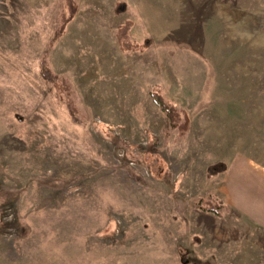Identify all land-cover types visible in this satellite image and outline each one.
<instances>
[{
	"label": "rangeland",
	"instance_id": "1",
	"mask_svg": "<svg viewBox=\"0 0 264 264\" xmlns=\"http://www.w3.org/2000/svg\"><path fill=\"white\" fill-rule=\"evenodd\" d=\"M72 1L0 0V264H264V0Z\"/></svg>",
	"mask_w": 264,
	"mask_h": 264
},
{
	"label": "trees",
	"instance_id": "2",
	"mask_svg": "<svg viewBox=\"0 0 264 264\" xmlns=\"http://www.w3.org/2000/svg\"><path fill=\"white\" fill-rule=\"evenodd\" d=\"M64 2H65L66 9L68 10V15L62 14L60 27L58 29L59 32H57V35L61 33L65 24L71 19L73 11L75 10V4L73 3L72 0H64ZM127 30H128L127 22H125L123 25H121L118 28L117 39H118V43L120 47L126 51L127 50H143L145 44L141 46H138V45L130 46V44H128L127 33H126ZM42 75L48 78L46 67L43 68ZM66 98H67L66 105L68 107L70 115L73 117L74 112H75L74 106L67 95H66ZM152 99L154 100L155 104H157L161 108V110L166 114L171 127L178 128L179 130H185L186 124H187L186 118H184L183 122H180L178 113L175 111V109L172 106L164 102V100L162 99V97L160 96L158 92H155V91L152 92ZM208 174H212V172H208ZM200 207L203 210L210 211L215 214H219L220 211L222 210V206L214 203L213 201L209 199H206L203 202H201Z\"/></svg>",
	"mask_w": 264,
	"mask_h": 264
},
{
	"label": "crops",
	"instance_id": "3",
	"mask_svg": "<svg viewBox=\"0 0 264 264\" xmlns=\"http://www.w3.org/2000/svg\"><path fill=\"white\" fill-rule=\"evenodd\" d=\"M237 167V166H235ZM252 169L248 166L245 167L244 170H240V171H235L233 170L228 176H227V183L224 186V189L226 191V193H228L229 195V201L233 204V206H235L236 209L238 210H242V206L239 203V199H236L238 196H242V194H238L237 193L242 189L243 191V187L245 184V180L243 181V178H247V176L251 175ZM241 172V173H239ZM258 173V172H257ZM257 173H256V177H257ZM262 178V177H260ZM259 177L256 179V187L258 185L259 182ZM264 179V178H262ZM229 181V183H228ZM243 181V182H242ZM262 182H264L263 180H261ZM230 185L232 187H230ZM261 187V189L259 188L257 192V195H255V193H251L253 192L254 188L252 185H250L249 187L246 186L245 188L249 191V193L253 196V197H257V202L254 205V208H251V214L256 216V218H258V220L261 222L264 221V183L263 184H259ZM262 185V186H261ZM255 187V188H256ZM234 194L235 197L232 195ZM250 196V197H252ZM252 197V198H253ZM238 200V201H237Z\"/></svg>",
	"mask_w": 264,
	"mask_h": 264
}]
</instances>
